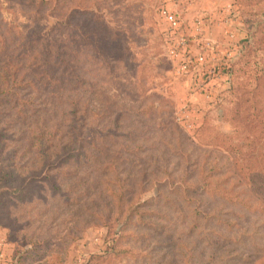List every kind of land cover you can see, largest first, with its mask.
I'll list each match as a JSON object with an SVG mask.
<instances>
[{"label": "rangeland", "instance_id": "374dc122", "mask_svg": "<svg viewBox=\"0 0 264 264\" xmlns=\"http://www.w3.org/2000/svg\"><path fill=\"white\" fill-rule=\"evenodd\" d=\"M15 2L11 11L7 12L8 19L12 23L29 25L31 20L23 12L31 8ZM111 2L112 7H117L122 6L124 0ZM125 3L130 6L132 14L118 12L117 17L127 18L134 42L124 40L120 45L131 46L135 62L121 70L123 78L117 84H99L94 94H88V97L93 96L90 118L80 121V130L81 127L88 129L89 123L91 128H96V124L99 126L103 122L99 109L102 105L107 107L105 112H117L125 105L127 110L133 109L128 116L138 108L139 113L148 115V109L161 104L172 115L163 113L164 119L156 123L164 122L163 125L169 129L172 123L176 124L185 135L197 139V143L215 140L219 134L230 139L234 137V145L238 146L240 154L249 151L258 154V150L253 151L247 146V142L251 141L252 147H255L256 140L262 138L260 130H264V109L259 108H264V105L260 103L258 108L257 102L258 113H250L244 106L242 93L254 90L258 78L264 75L263 45L261 47L256 40L263 37L261 41L264 42V0H180V5H171L178 11L186 35L191 38L190 54L194 57L200 53L205 55L204 64L189 72L181 71L178 62L168 57L165 41L167 25L160 17L165 0H126ZM111 17L114 18L113 14L107 12L108 21ZM53 22L52 17L48 21L37 19L30 29L40 26L49 28ZM61 33L55 32L53 36L59 37ZM112 51L108 53L117 55L122 52L116 47ZM135 70L138 77L134 75ZM236 105H239L240 121L248 113L261 121L257 127L252 116V119L249 116L246 119L253 123L250 138H247L244 126L231 124L228 114L231 110L237 111ZM55 106L49 104V107ZM92 108L96 109L97 117ZM111 116L110 113L108 117ZM105 120V126H109L108 119ZM133 121L135 118L126 123ZM149 121L142 125L143 131L154 126V122ZM48 126L50 128L51 125ZM84 132V136L88 135L87 131ZM54 135L47 134L33 146L32 152L41 151L44 154L48 146L60 145L62 140H55ZM172 135L167 134L164 139ZM60 136L67 141L73 139L75 150L81 140L75 134L61 132ZM144 138H148L149 142L158 141L151 135ZM34 141L11 142L7 139L8 150L0 155V264H75L77 260H81L82 264H264V203L255 193L239 190L232 184L228 185L232 195L243 196L242 201H237L240 203L225 204L218 199L214 201L213 197H201L200 193L195 194L194 202L185 203L183 200H167L172 196L171 189L160 192L150 185L148 191L129 197L133 199L130 210H139L142 215L138 217L132 213L134 217L130 223L125 215L117 211L111 197L112 190L107 194V169L103 167L104 164L107 166V156L90 159L88 165L82 167L79 162H74L71 169L64 171L66 174H58L60 180L72 178V182L68 180L63 187L66 195L74 199L71 203L78 201L80 206L67 205L64 208L59 197L55 204L61 209L39 210L36 205H20L19 210L13 211L9 203L17 198L13 194L15 185H20L23 182L21 179L31 174L30 167L40 158V155L33 156L23 151L25 145L30 147ZM222 141L227 146L228 142ZM104 142L107 145V138L95 141L92 154L97 153ZM11 150L15 153H9ZM70 151L72 149L64 151L56 146L54 154L61 152L66 157L70 156ZM149 160L141 155L138 164L145 165ZM221 162L218 158L214 164L219 166ZM257 162L255 160L254 164ZM170 163L172 172L184 174L191 170H186L187 166L180 159L172 157L167 162ZM193 170L194 175L200 172V180L204 177L201 168ZM12 171L20 178L15 181L13 177L8 182L10 175L13 176ZM57 172H54L55 177ZM112 176L110 172L109 179ZM117 185L118 182H115L114 186ZM219 187L214 182L209 188H215L217 192ZM160 193L162 200L159 202L156 197ZM211 193L218 194L208 191V194ZM202 212H211V215L203 219ZM246 212L249 214L246 215ZM73 224L76 226L74 230ZM70 230L74 231V236L70 237ZM45 240L50 241L48 248ZM110 242H115L112 252H109ZM34 248H37L38 254L29 255L24 260L25 252Z\"/></svg>", "mask_w": 264, "mask_h": 264}, {"label": "trees", "instance_id": "16d2710c", "mask_svg": "<svg viewBox=\"0 0 264 264\" xmlns=\"http://www.w3.org/2000/svg\"><path fill=\"white\" fill-rule=\"evenodd\" d=\"M16 1L25 8H31L30 11L25 9L23 12L31 23L28 25L10 22L7 12L11 11V5L16 2L0 0V155L8 150L7 139L11 142L35 140L30 147L25 145L23 151L33 156L40 155V158L30 167L31 174L21 179L23 182L20 185H15L13 194L17 198L9 203L10 209L17 211L20 205H36L39 210L61 209L55 204L59 197L62 198L60 205L64 208L67 205L80 206L81 203L77 200L72 204L74 199L66 195L64 190L65 184L72 178L60 180L58 174H66L64 171L71 169L74 162H79L82 167L88 165L90 159L102 156H107V166L103 165L105 170L107 169V194L112 190L111 197L115 201L117 211L129 220L134 217L132 213L138 217L141 215L139 210H130L133 199L130 200L129 197L137 196V192L148 191L150 185L158 188L160 192L171 189L172 196L167 198L169 201L183 200L185 203H191L196 200L195 194L200 193L201 197L207 196V199L213 197L214 201L218 199L225 204H237L240 203L237 201H242L243 196L232 195L228 185L233 184L239 190L255 193L262 204L264 203V130H260L262 138L256 140L255 147H252L251 141L247 142V146L253 151L258 150V154L249 151L242 155L237 150L238 146L234 145V137L230 139L219 134L215 140L197 143V139L185 135L176 124L172 123L169 129L167 125H163L164 122L156 123L157 120L164 119L163 113L172 115L161 104L148 109V115L139 113L138 108L128 116L133 109L127 110L125 105L117 112H105L107 107L102 105L99 109L103 122L99 126L94 122L96 128H91L89 123L88 129L83 130L81 127L80 130V121L85 122L90 118L93 96L88 97V94H94L99 84H117L123 78L121 70L127 69L135 62L131 46L127 48L126 44L120 45L124 40L134 42L132 30L126 22L127 18L117 17L118 12L124 15L131 13L126 0L122 6L117 7L111 6V0ZM107 12L113 14L114 18L111 17L108 21ZM50 17L54 22L49 28L40 26L30 29L37 19L48 21ZM55 32L62 33L57 37L53 36ZM262 38L256 40L261 47L263 45L264 50ZM113 47L122 52L117 55L108 53L113 52ZM134 75L138 77V71L135 70ZM258 80L254 90L242 93L244 106L252 114L258 113L260 103L264 105V75ZM108 101L107 99V103ZM49 104L56 106L49 107ZM238 107L239 105L235 106L236 112L229 111L231 124L244 126L247 138H250L253 123L246 119L252 116L257 127V123L260 124L261 121L255 115H247L245 108L246 116L240 121L241 113ZM259 109L264 108L261 106ZM95 110L92 108L97 117ZM110 113L112 116L109 118ZM106 118L109 126H105ZM132 118H135L133 123H126ZM146 118L149 122H154V126L143 131L142 125L148 122ZM48 125H51L50 128ZM84 131H87L88 135L84 136ZM61 132L79 135L81 140L76 145V150L74 140L67 141L65 137H59ZM170 133L173 135L164 139ZM47 134L54 135L55 140H60L59 142L62 140L60 145H56L60 146L61 150L72 149L70 156L65 157V153L60 154L61 152L54 154L56 146H48L44 154L41 151L32 152L33 146ZM147 135L158 141H147L148 138H144ZM106 138L107 145L106 142L102 143L97 153L92 154L91 148L95 146V141ZM222 140L228 142L227 146ZM261 151L263 153H260ZM9 153L14 154L15 150ZM141 155L150 159L145 165L138 164ZM172 157L175 160L180 159L187 166L186 170H191L184 174L172 172L171 163L167 164ZM218 158H221L222 162L215 166ZM255 160H258L257 164H254ZM54 162L55 164H51ZM194 168H201L200 171L205 173L201 180L200 172L194 175ZM55 171H59L56 177ZM110 172L113 176L109 179ZM11 173L13 176L10 175L8 182L13 177L18 181L20 177L14 171ZM115 182H118L117 188L114 186ZM214 182L221 186L217 192L216 187L209 188ZM208 191L219 195L208 194ZM156 199L160 202L162 193ZM110 207L113 205L110 204ZM248 214L246 212V215ZM208 215H211V212H202L201 218L206 219ZM129 222L131 223V220ZM73 225L72 230L76 228L75 224ZM72 230L70 237L74 236ZM49 242L45 240L46 248L49 247ZM114 243L110 242L109 252L115 248ZM25 254L24 260L29 255L38 254V250L34 248Z\"/></svg>", "mask_w": 264, "mask_h": 264}, {"label": "built area", "instance_id": "2783aa9c", "mask_svg": "<svg viewBox=\"0 0 264 264\" xmlns=\"http://www.w3.org/2000/svg\"><path fill=\"white\" fill-rule=\"evenodd\" d=\"M179 2L180 0H165V5L160 9V17L167 25L165 41L168 45V57L178 62L181 71L189 72L204 64L205 55L200 53L194 57L190 54L189 39L191 38L186 35L178 11L170 7L180 5ZM75 264H82V261L77 260Z\"/></svg>", "mask_w": 264, "mask_h": 264}]
</instances>
